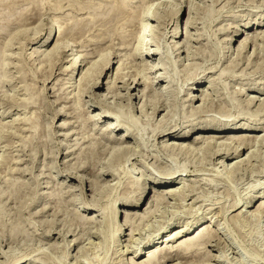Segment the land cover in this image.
<instances>
[{
    "label": "rangeland",
    "instance_id": "1",
    "mask_svg": "<svg viewBox=\"0 0 264 264\" xmlns=\"http://www.w3.org/2000/svg\"><path fill=\"white\" fill-rule=\"evenodd\" d=\"M191 2L192 47L178 57L186 0H0V264H132L136 249L165 248L164 237L191 226L168 243L173 261L151 263L264 264V0ZM156 46L151 59L142 55ZM161 59L163 69L144 66ZM147 75L125 97L123 82ZM202 90L204 104L184 100ZM117 114L134 134L121 145L129 132L107 130ZM218 123L254 127L232 133L250 136L240 156L218 159L212 142L179 150L162 140L175 127L190 143ZM170 167L187 169L173 185L184 194L128 209L150 211L131 220L136 242L127 250L130 229L116 235L108 213L148 196L150 180H169Z\"/></svg>",
    "mask_w": 264,
    "mask_h": 264
},
{
    "label": "bare ground",
    "instance_id": "2",
    "mask_svg": "<svg viewBox=\"0 0 264 264\" xmlns=\"http://www.w3.org/2000/svg\"><path fill=\"white\" fill-rule=\"evenodd\" d=\"M186 2H188V5H190V14H189V17H188V20H187V22H186V24H185V34H184V36H185V38H186V41H184V44H180V43H177V41L176 42H174L173 43V45H174V49H173V51L174 52H178L177 54H176V56H180V49L181 48H183V46H185L186 47V50H187V53H189L190 52V46H191V43H190V39H191V37H194V36H192L191 35V33L188 31V29H187V27L188 26H190L191 24H192V18H191V8H192V2H191V0H186ZM150 19H154V20H157V16L156 15H154V16H149L148 17V21L150 20ZM195 21V20H194ZM193 25V24H192ZM191 25V26H192ZM189 28V27H188ZM144 30H143V34H142V43H140V44H142V46H143V44L145 43V41L147 40L146 39V36L150 33V32H152L153 31V28H152V26H150V24L149 23H147V24H145L144 25V28H143ZM178 32H176L175 34H174V37L176 36V34H177ZM182 35V34H181ZM148 37V36H147ZM255 37L256 36H254V35H252L251 37H248V36H246V37H244L245 39H242V41L240 42V44L238 45V47L236 48V52H237V54L238 53H240L241 52V50L243 49H245L250 43H253V41H254V39H255ZM195 41H197V40H195ZM192 42V41H191ZM192 47V46H191ZM144 49V50H143ZM142 50H143V53H142V55L143 56H145L146 55V57H148L149 59H151L156 53L158 54L159 52H160V50L157 52V50H158V47L156 46V49H151L150 47L147 49V48H142ZM172 53V52H171ZM234 53V52H233ZM192 54V53H191ZM236 54V55H237ZM187 56V55H186ZM190 56V54L188 55V57ZM192 57V56H191ZM80 59V55H78L77 54V56L73 59V62H72V65H71V68L72 69H76L78 66V63H79V60ZM144 61V60H143ZM87 63V61H86V57L84 58V61L83 60H81V62H80V67H82L83 65H85ZM110 63L108 62V63H106V66H108ZM162 65H163V60L161 59L158 63H152V62H148V61H146V63H145V68L149 71H151V69H154L153 71L155 72L156 70H158V69H163V67H162ZM164 66H165V64H164ZM121 71H122V69H121V66L117 69V74H116V76H118V75H120L121 74ZM152 71V72H153ZM89 72V71H88ZM91 72V71H90ZM166 74V73H165ZM164 76L162 75V74H159V76H158V79H159V83L160 82H163L164 81ZM150 81L151 80V78H149V76L147 75V76H138V77H136L134 80H133V82L132 83H127V82H123V84H124V86L122 87L123 89H125V90H127V95L125 96V97H127V98H130V97H132V94H131V92H133V91H137L146 81ZM98 81H96V83H97ZM153 83L155 82V81H152ZM96 85V84H95ZM117 86V85H116ZM114 89H115V83H113V85H111V87H109L108 88V94H115V93H113L114 92ZM120 89V88H119ZM164 89H166V87L164 88ZM163 89V90H164ZM213 91V90H212ZM182 92V91H181ZM264 93V92H263ZM96 95V94H95ZM98 95V94H97ZM96 95V96H97ZM121 95V94H120ZM185 95H187V99H184L185 101H188V102H190L192 105H194L193 104V102H194V100L196 101H202V104H204L205 103V101L207 100V98H208V92L207 91H205V90H202V92H201V95H200V97L198 96V97H196V96H193L192 94H185ZM112 97V96H111ZM114 97V96H113ZM108 98V95H100V96H98V99H99V101H101V102H104V101H106V99ZM257 99V97H250V100L251 101H257L256 100ZM258 100H259V98H258ZM145 106V105H144ZM165 106L166 105H164V104H162V105H160L159 107L157 106H155L154 108H152V114H155L156 112L157 113H160V112H162L163 110H165ZM144 108V107H143ZM140 110H142V107L140 108ZM105 113L106 112H108L107 110H103ZM144 111V109L142 110V112ZM147 112V111H146ZM107 114V113H106ZM124 116V115H123ZM100 117L98 116V118L97 119H99ZM103 118H105V117H103ZM122 117H120L119 116V114H117L116 115V118L114 119V120H112L111 122H109V125H108V127H107V130H116V129H118V128H121V127H124L128 132H129V134H128V136H127V138H126V136L125 135H123V136H120V138H118V139H116L117 140V142L121 145V144H123V143H125L126 142V140H130V139H132V137L131 136H133L134 134H133V132H132V130H133V127H132V125H129V126H126V124H124V121L121 119ZM126 123V122H125ZM136 123V122H135ZM207 129H205V130H208V131H206V132H212L213 133V136H205V135H203L202 134V132H200V133H198V134H196L195 135V139H194V141H192V142H190V143H188L187 142V140H185L186 139V136H185V134H183V133H181V132H179L178 130H173V129H175V127H169V130H167L166 132H164V135H163V137H162V140L163 141H165L164 142V144H166V146L165 147H167V148H172V149H179V150H182V149H184V150H186V149H188V148H190L192 145H193V143H200V142H202V143H209V142H212L214 145H216V149L214 150V152H213V155L216 157V158H221V159H229L230 158V156H236V157H238V156H240L247 148H248V146H247V144H246V139L248 138V137H250V136H236V135H234V134H232L233 132H236L237 130H239V129H241V128H246V129H249V128H251L250 130H253V128L254 127H251L250 125H241V127H235V125H232V123H218V124H213V125H210V126H208V127H206ZM260 128V127H259ZM256 130H257V128H255ZM254 129V130H255ZM192 130H196V129H192ZM191 130V131H192ZM205 132V133H206ZM126 138V139H125ZM258 136L257 137H254L253 139H255V140H258ZM252 139V140H253ZM260 140V139H259ZM163 145V144H162ZM209 145H211L210 143H209ZM208 146V145H207ZM127 148V147H126ZM166 148V149H167ZM241 148V149H240ZM128 149V148H127ZM168 150V149H167ZM116 151V150H115ZM190 151V150H189ZM115 153V152H114ZM116 154V153H115ZM214 157V158H215ZM220 159V160H221ZM242 161H244L243 159L242 160H235V166H237V165H239V164H241V163H243ZM220 162V161H219ZM222 164H223V162H221ZM232 164H234V162H232L231 164H230V166L232 165ZM240 167V166H239ZM236 168V167H235ZM187 169H181V168H179V169H177V170H175V169H173V167H170L169 168V170H168V172L169 173H171V175H173L172 177H170V179L169 180H159V179H153V180H150V184H152V188L150 189V194L148 195V196H146L145 194H146V189L143 191V192H141V193H139V195H138V197L136 198V200L134 201V202H132V204H130L129 206H122V208H120V206H117L116 204H114L113 205V207H112V210L108 213V216H110V222H112L113 223V225H114V227H115V232H116V235L117 234H123V232H124V234L126 235V233H125V230L126 229H130V237H132V239L131 240H129L128 242L130 243V245H127L125 248L127 249V250H129V247L130 248H132L133 249V246H131L132 245V243H135L136 241L135 240H133V230H132V224L133 223H131V220L132 219H134V218H140V219H143L142 217L145 215V214H147L150 210H149V207H151V205L155 202V201H158V199H166V197L167 196H170V197H172V196H176V194H178V193H182V194H184V192H185V190H184V187H182L181 189L180 188H176V187H174L173 185L174 184H176L175 182H176V180H177V172H181V173H179V176H180V178L178 179V182H179V180H182L183 179V176H186L187 174H185ZM235 171V170H234ZM192 175V174H191ZM187 176H189V175H187ZM163 185H166V186H163ZM174 187V188H173ZM180 193V194H181ZM144 195H145V198H144ZM179 196V195H178ZM149 197V199H150V201H149V207H148V209H147V211H145L144 213H137V212H131V211H129L128 209H136V208H139V209H141L142 208V206L146 203V200H147V198ZM169 197V198H170ZM177 197V196H176ZM255 197V196H254ZM253 197V198H254ZM252 198V199H253ZM252 199H251V201L250 202H248V203H246L247 204V207H250V205L252 204ZM159 200V201H160ZM167 200V199H166ZM164 201V200H163ZM262 204H264V203H262ZM159 207V206H158ZM257 213H258V211H257ZM256 213V214H257ZM150 214H151V212H150ZM261 214V213H260ZM117 217H119L120 218V223L117 221L118 219H117ZM145 217V216H144ZM261 217L263 218L264 217V214H261ZM148 220V219H147ZM112 225V226H113ZM192 227V226H191ZM190 227V228H191ZM190 228H186L184 231L182 230V231H178V232H174V234L172 233V234H170V235H168V236H166V237H164V240L162 241V242H165L166 243V245H165V248H161V247H157V248H154L153 249V247H152V249L151 248H148L149 250H148V254H146L145 252H143L140 248H138V249H136L134 252V255H132L136 260H131V262H132V264H152L151 262H152V260L154 259V257L155 256H163V258L164 259H168L169 261H173L174 259H173V255H172V250L171 249H168V247H169V245H168V243H170V242H176L177 241V239L178 238H180L182 235H184L185 233H187L189 230H190ZM112 229V228H111ZM208 229V228H207ZM201 232H202V234H201ZM201 232H199V237L200 236H202L203 235V233H204V230H202ZM206 232V231H205ZM128 235V234H127ZM117 238H118V236H117ZM201 238V237H200ZM135 241V242H134ZM187 241H189V240H187ZM161 242V243H162ZM128 243V244H129ZM146 254V256L148 257V259H147V261H140V258L142 257V256H144ZM218 262H221L220 260H218ZM171 263H173V262H171ZM19 264H23V260H21V261H19ZM179 264V263H178Z\"/></svg>",
    "mask_w": 264,
    "mask_h": 264
}]
</instances>
